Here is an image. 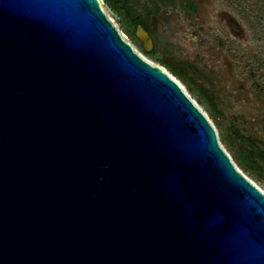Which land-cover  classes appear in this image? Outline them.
Wrapping results in <instances>:
<instances>
[{
  "label": "water",
  "instance_id": "water-1",
  "mask_svg": "<svg viewBox=\"0 0 264 264\" xmlns=\"http://www.w3.org/2000/svg\"><path fill=\"white\" fill-rule=\"evenodd\" d=\"M0 264H264V191L101 0H0Z\"/></svg>",
  "mask_w": 264,
  "mask_h": 264
},
{
  "label": "rangeland",
  "instance_id": "rangeland-1",
  "mask_svg": "<svg viewBox=\"0 0 264 264\" xmlns=\"http://www.w3.org/2000/svg\"><path fill=\"white\" fill-rule=\"evenodd\" d=\"M128 1L141 10L150 7L151 2ZM190 1L196 4L193 14L180 5L160 6L168 29V38L161 46L164 60L193 64L202 76L208 78L224 113L223 124L234 125L245 135L258 137L264 142V0ZM101 8L136 53L152 65L161 66L179 82L214 127L219 145L238 168L206 110L155 57L140 52L122 31L118 16L102 0Z\"/></svg>",
  "mask_w": 264,
  "mask_h": 264
},
{
  "label": "trees",
  "instance_id": "trees-1",
  "mask_svg": "<svg viewBox=\"0 0 264 264\" xmlns=\"http://www.w3.org/2000/svg\"><path fill=\"white\" fill-rule=\"evenodd\" d=\"M119 18L122 31L128 37L134 38V27L142 23L141 9L129 3L128 0H102ZM150 7L144 12L155 11L159 6L180 5L190 13L196 11V4L190 0H150ZM158 63L173 74L202 106L219 130L220 139L238 168L264 190V142L258 137L245 135L234 125L223 124L224 113L219 108L217 98L209 86L205 76L191 64L184 61L171 63L163 57L157 58Z\"/></svg>",
  "mask_w": 264,
  "mask_h": 264
},
{
  "label": "flooded vegetation",
  "instance_id": "flooded-vegetation-1",
  "mask_svg": "<svg viewBox=\"0 0 264 264\" xmlns=\"http://www.w3.org/2000/svg\"><path fill=\"white\" fill-rule=\"evenodd\" d=\"M160 10V6L155 11L153 9L150 12H144V10H141L142 23L137 24L134 27L135 37L132 38L126 35L142 54L157 58L163 57V50L161 49L163 47L162 44L168 38L167 24L165 18L161 15ZM138 28H142L147 34V40L150 42L149 51L145 50L144 43L137 37L136 33Z\"/></svg>",
  "mask_w": 264,
  "mask_h": 264
},
{
  "label": "bare ground",
  "instance_id": "bare-ground-1",
  "mask_svg": "<svg viewBox=\"0 0 264 264\" xmlns=\"http://www.w3.org/2000/svg\"><path fill=\"white\" fill-rule=\"evenodd\" d=\"M151 64V63H150Z\"/></svg>",
  "mask_w": 264,
  "mask_h": 264
}]
</instances>
